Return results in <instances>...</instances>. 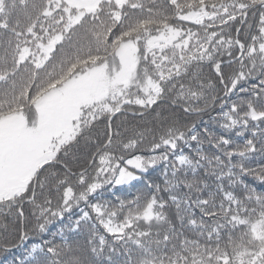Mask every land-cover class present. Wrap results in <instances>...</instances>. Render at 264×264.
<instances>
[{"label":"snow or ice","instance_id":"snow-or-ice-1","mask_svg":"<svg viewBox=\"0 0 264 264\" xmlns=\"http://www.w3.org/2000/svg\"><path fill=\"white\" fill-rule=\"evenodd\" d=\"M0 264H264V0H0Z\"/></svg>","mask_w":264,"mask_h":264},{"label":"trees","instance_id":"trees-1","mask_svg":"<svg viewBox=\"0 0 264 264\" xmlns=\"http://www.w3.org/2000/svg\"><path fill=\"white\" fill-rule=\"evenodd\" d=\"M138 187H139V185H138Z\"/></svg>","mask_w":264,"mask_h":264}]
</instances>
